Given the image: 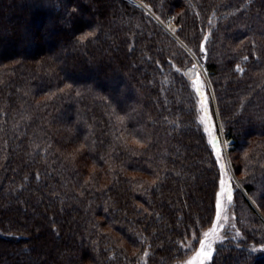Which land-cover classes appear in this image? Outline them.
I'll use <instances>...</instances> for the list:
<instances>
[{
	"label": "trees",
	"instance_id": "1",
	"mask_svg": "<svg viewBox=\"0 0 264 264\" xmlns=\"http://www.w3.org/2000/svg\"><path fill=\"white\" fill-rule=\"evenodd\" d=\"M141 1L197 51L264 210V0ZM180 51L131 0H0V264H177L190 252L227 163L209 85L198 68L220 162ZM242 197L252 216L210 264H264V218Z\"/></svg>",
	"mask_w": 264,
	"mask_h": 264
},
{
	"label": "rangeland",
	"instance_id": "2",
	"mask_svg": "<svg viewBox=\"0 0 264 264\" xmlns=\"http://www.w3.org/2000/svg\"><path fill=\"white\" fill-rule=\"evenodd\" d=\"M132 2H134L135 4H137L139 7L143 8L145 10V12H147L148 14H150L153 18H155L157 20V22L163 26V28H165L169 34H171V36L179 43V45L181 46V51L179 52V59L181 61L182 67H183V71L184 73L190 77L193 78L195 77V71H197L198 68H200L203 72V75L209 85L210 91H211V101H212V105H213V114H214V119L213 122L215 125H217L222 133V144H223V155L226 159V163H227V169L222 170L220 168L219 163L217 162L216 170L218 172V178L219 181L221 179H225V180H229V183L226 185L227 187H230L232 189V196H233V192H234V185L233 182H235V184L237 185V187L240 189V192L242 193V195H235L233 196V200L232 202L229 204V202L227 201V193H225V195L223 197L219 196L220 193V182H219V188L217 190V194H216V203L217 200L220 199L221 200V209L219 210L220 212V218L219 220H217V208H216V204H215V218L214 220L208 224V226H206L205 228L203 227L202 230V234L199 237L198 240L200 241H204L207 242V240H213L215 241L217 239V237H224L225 236V232H227V229L230 230L233 228L234 223L239 220L242 223H246L249 221V218H251V213L249 212L248 206L244 203L243 201V197H248V199L252 200L253 203L255 204L256 208L259 210V212L263 215H261L259 212L258 214L264 218V210L263 208H261L257 201L255 200V198L247 191V189L245 188V183L249 181V178H247L248 174L246 168H242L238 169L237 168V159H235V157L237 155H235V147L233 145V140H227L224 136V126H223V122L220 116V112L218 109V105H217V100H216V96H215V92H214V88L212 85V81L211 78L209 76L208 71L206 70V68L204 67V69H202L200 67V65L202 64L199 60V58L197 57V51L195 50L194 46L185 42L182 38H180V36L177 33V30L180 28L179 25H177L172 17L167 21H163L152 9L149 5H147L146 3H144L141 0H131ZM169 25H171V27H169ZM173 29H175V31H173ZM43 30H45L44 28L41 29V32H43ZM43 35H41L42 37ZM203 65V64H202ZM193 66L195 67V70H193ZM204 66V65H203ZM205 126V125H204ZM220 162V160H219ZM224 171L227 172V176L224 175ZM250 200V201H251ZM251 201V202H252ZM225 217H227V219H225ZM213 228H215V233L209 237V238H205L203 233L205 232H209L210 230H212ZM233 230V229H232ZM218 244H214V247L217 248ZM189 247L191 248L190 252L183 258L181 259L179 262H177V264H200V257L197 256V252L200 250V244L196 243L195 245L190 244ZM208 263V262H206ZM138 264H146V262L143 260Z\"/></svg>",
	"mask_w": 264,
	"mask_h": 264
},
{
	"label": "snow or ice",
	"instance_id": "3",
	"mask_svg": "<svg viewBox=\"0 0 264 264\" xmlns=\"http://www.w3.org/2000/svg\"><path fill=\"white\" fill-rule=\"evenodd\" d=\"M169 27H171V25H169ZM173 31H175V29H173ZM92 35H94V34L91 32L86 33L85 35L80 37V40L84 41ZM205 39H207V37H205ZM245 59H247V58H245ZM195 67L196 66H193V70H195ZM241 71H242V69H241ZM195 75L197 76V79L194 82L193 86L196 87L197 92H199L201 97H202L201 111L203 112V115L200 117V122L203 125H205L204 130L210 138L209 143L211 144L212 148L215 149L216 159L222 161L220 140H219V137L215 133V130H214L215 125L209 119V114L207 111V96L203 92V87H204L203 81L199 79V72L198 71H195ZM68 87L70 88L71 85H69ZM220 168L222 170H225L226 164L224 162H221ZM224 175L227 176L226 171H224ZM230 179L231 178H229V180H225V179L220 180V193H219L220 197H223L225 195V193H227L226 198H227V201L229 202V204L233 200L232 189L230 187L226 186L229 183ZM221 206H222L221 200L218 199L217 203H216V208L218 210L216 213L217 220H219V218H220L219 210L221 209ZM225 219H227V217H225ZM214 233H215V228H213L209 232L203 233V235L207 239V238L211 237ZM237 235H239V233H237ZM223 239H224L223 237H217V239L215 241H213V240H207V242L200 241V240L196 241V243L200 244V250L197 252V256L200 257V264H206V262H208V264H210V262L213 260L214 254L217 252V248L214 247V244L223 243ZM189 250H191V249H189ZM253 251H256V250L253 249Z\"/></svg>",
	"mask_w": 264,
	"mask_h": 264
},
{
	"label": "water",
	"instance_id": "4",
	"mask_svg": "<svg viewBox=\"0 0 264 264\" xmlns=\"http://www.w3.org/2000/svg\"><path fill=\"white\" fill-rule=\"evenodd\" d=\"M200 67L202 68V69H204V66L201 64L200 65ZM251 200V199H250ZM252 201V200H251ZM252 203H253V201H252ZM253 205L255 206V204L253 203ZM256 207V206H255Z\"/></svg>",
	"mask_w": 264,
	"mask_h": 264
}]
</instances>
